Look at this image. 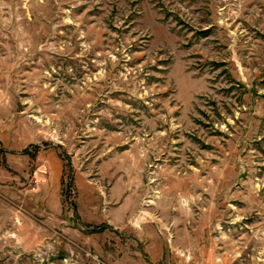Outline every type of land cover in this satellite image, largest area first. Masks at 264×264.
Instances as JSON below:
<instances>
[{
	"label": "rangeland",
	"instance_id": "1",
	"mask_svg": "<svg viewBox=\"0 0 264 264\" xmlns=\"http://www.w3.org/2000/svg\"><path fill=\"white\" fill-rule=\"evenodd\" d=\"M0 264H264V0H0Z\"/></svg>",
	"mask_w": 264,
	"mask_h": 264
}]
</instances>
